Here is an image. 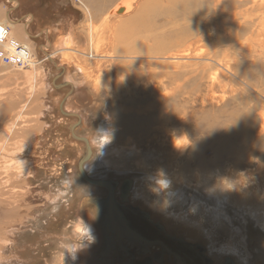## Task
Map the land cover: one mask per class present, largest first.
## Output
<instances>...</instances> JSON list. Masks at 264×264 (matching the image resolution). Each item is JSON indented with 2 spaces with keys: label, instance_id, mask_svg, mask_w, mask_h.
Listing matches in <instances>:
<instances>
[{
  "label": "rangeland",
  "instance_id": "1",
  "mask_svg": "<svg viewBox=\"0 0 264 264\" xmlns=\"http://www.w3.org/2000/svg\"><path fill=\"white\" fill-rule=\"evenodd\" d=\"M128 1L133 2V0ZM128 1L123 0V2L105 13L108 11L112 15L121 13L122 8ZM93 2L91 3L89 0H0V23L10 28V37L8 38L19 40L29 49L30 56L28 55L27 58L39 61L36 66H32V63L28 64V66L9 65L0 61V144L2 141L9 142L6 148H2L0 145V166H4L7 157L10 159L14 158L15 161L27 162L21 170L18 162L14 163L13 167L8 171L0 168V182H4L0 186L1 193L4 192L3 195H0V201L7 200L11 204L9 205L10 207L18 209V212L13 213L14 216L10 214L8 217L9 220L13 219L12 221H14L11 226H6L5 223L0 225V264H82L74 260V255L78 249L87 246L99 248L97 244L92 245V237L82 227L84 223L80 221L79 213L82 205L90 203L87 199L91 197H98V200H94L93 203L97 202L100 210L105 205L104 212L106 213L109 209L106 207L107 202L102 204L100 202L102 199H99L100 196L105 194L106 188L90 184L83 178L78 164L85 153V144L83 141L75 139L72 136L73 132L78 136L88 138L90 142L92 155L84 165L89 177L112 179L120 186L122 185L121 182L126 178L136 179V189H139L146 178L148 182L152 181L148 173L160 174L162 173L161 171L166 172L169 169V166L166 167L170 163L168 153L161 149L160 144L156 140L145 139L138 142L140 134L134 133V131H125V129L123 132L115 134L114 131L117 126L110 122L102 130V137H105L106 134L109 141H120L121 144L125 143L128 138H132L139 145H137V148L140 153L137 156H142L143 159L145 157L144 160L148 164H135L133 161L134 165L131 163L130 166H126V169H128L126 172H115L112 169H106L107 171L103 169L102 171L100 166V168L96 166L97 147L92 144L91 140L94 138L96 141L100 140L96 135V131L102 124L104 116L108 111H111L113 113L111 120H120L126 127L128 122L135 119L134 111L136 109V106L134 107L135 104L130 103L125 92L127 89L126 85L129 83L130 87L133 88L137 84H143L150 80V78L145 76L143 71L134 69L131 65V63L134 64L140 60L138 57L142 55L141 53L133 56L127 55L130 57L121 53L128 49L132 50L131 47H122L123 39L121 38L117 37L115 42L116 47L113 54L115 57L119 56L116 61L104 58L102 62L98 63L96 58L91 56L93 54L91 48L98 47L100 52L105 46H109L107 38L109 26H105L104 15L95 17L91 15V12H96L97 7H106L117 3L114 0H93ZM142 13V11H138L136 13L137 17ZM102 18L104 19L102 20ZM188 19L189 17L176 19L167 24L164 22L166 19L155 20L159 25H167L161 33L155 29L148 31L150 34L158 33V37L164 41V46L161 44L162 47H159L161 55L170 57L174 53H181L179 46L191 45L197 41V39H194L195 36L189 38L183 36L181 28L186 26ZM139 22L131 29V33L135 34V36L136 34H141L139 31L141 28L138 27L137 29ZM204 26L203 24L201 27L203 28ZM70 37L73 40V44ZM59 39H67L68 45L71 46L72 50L69 51L66 57H63L65 46L59 43ZM89 40L91 45H94V47L92 45L87 50L90 55L78 52V50H84V48L79 46H85L87 42L89 44ZM102 43L104 46H101L103 45ZM149 44L152 43L145 41L139 45L141 48L144 46L142 50L146 51ZM132 48L134 47L132 46ZM49 55L51 56L49 57ZM233 57L239 58L243 56L237 55ZM247 58L249 57L247 56ZM259 63V67L249 68L247 66L248 68L246 69L254 73H261L264 65L262 67ZM238 68H240L241 74L246 71L243 66ZM238 77L236 79L233 78V82L226 86L218 84L209 91L206 89L207 83L202 86L203 90L200 92V99L205 94H209L211 99L221 100L215 104L210 102L206 105L208 114L218 113V109H220V112L221 110L230 111L232 109L242 112L243 109L242 107L240 108V103L238 107L239 98L245 99V105L249 101V105L258 101L253 100L257 93L251 89V84L258 85V87H260V84L251 76L248 78L243 76L241 78L238 75ZM66 82H71L73 87L69 84L57 86ZM94 82L101 84L98 86L99 88L94 86ZM96 89L100 90L98 94L95 93ZM222 98L224 99L222 100ZM196 108L201 109L199 105ZM258 108L253 113L256 118L258 117L256 114L261 111V107ZM121 110L127 111L129 115H121L117 112ZM67 112L71 113V115H66L65 113ZM200 123H202V120ZM193 128L194 125L191 126L190 133L187 135L190 142L186 149L193 151L192 155L194 158L185 164H190L194 168L198 165L217 168V164L222 166L229 164L232 171H234L236 168L233 169V165H235V162L240 161L243 165L240 164L239 168L244 171L253 167L252 156L247 154L246 150L253 142L251 143L250 141L247 145L241 144V136L239 135L235 138V149H224L222 156L219 158L221 160L217 162L214 158L216 155L213 149L205 148L206 154L204 155L205 151L202 152V147H200L199 143L205 135L202 134L203 132L198 131V128L192 130ZM169 138L173 141V143H169V149H172L177 137L171 135ZM185 143L183 142L181 147H184ZM250 143L251 145H249ZM27 146H29V149ZM237 150L244 151L247 155L236 156L234 153ZM249 152L251 151L249 150ZM186 158L188 157L186 156ZM163 161L167 165L163 164ZM261 161L264 163V159ZM21 171L22 174H20ZM8 174L14 177L8 178ZM186 180L188 181L187 178L174 180L171 189H177L176 191L181 189L184 194L180 191V199L184 198L189 203L197 200L198 206H201L199 209L201 208L202 218L197 213L189 211L191 206L186 210L185 213L187 215L184 218H188H186L188 224L199 223L205 225V229H208L206 234L210 236L213 243L218 247L225 246L229 240L239 246L241 240L238 237L239 235L237 234L238 236H234V239H232L228 232L232 231V229L236 232V229L240 227V231L246 229L245 238H247L248 242V251L253 255L252 263L256 264L259 262L264 264V251L261 249L262 243H264V230L262 228V220L258 218L261 211L253 207V212L251 213L249 212V205L246 207L241 206L240 208L242 209H240L236 203L230 201L226 211L231 218L233 226L225 221L227 226L219 227L216 222H209L207 217L205 218L207 213L203 211L202 206L206 205L205 203H213L210 200L211 198L207 197L206 190L201 187L195 189V184ZM244 181L242 188L246 182L255 186L262 179L257 181L256 177L253 176L250 182L247 179H244ZM13 184L16 185L14 186ZM154 188H152L153 190L150 188L152 198L150 197L149 203L156 207L160 213L162 212V215L179 216L182 213L179 206L181 200L175 199L176 196L178 197V193L175 191L176 194L173 197L174 193L168 192L172 190L167 189L163 193L167 201H163V197L157 200L158 198L154 191L158 187L155 190ZM251 189L255 191L256 188L252 187ZM11 197L13 198L11 199ZM15 199L17 202H15ZM160 201L161 204L159 203ZM1 202L0 207H2ZM234 205L235 208L238 207L236 210ZM1 214L2 211L0 210ZM225 229H227V232Z\"/></svg>",
  "mask_w": 264,
  "mask_h": 264
},
{
  "label": "bare ground",
  "instance_id": "2",
  "mask_svg": "<svg viewBox=\"0 0 264 264\" xmlns=\"http://www.w3.org/2000/svg\"><path fill=\"white\" fill-rule=\"evenodd\" d=\"M89 1L94 3L93 0ZM114 2L117 3L111 6L97 7L96 12H91V15L95 17L104 15L106 20L105 26H109V35L107 37L109 46H105V50L101 49L102 51L100 50L99 52L98 47L91 48L93 44L91 45L89 40V44L87 42L85 46H79L80 48H84V50H78V52L89 54L87 50L91 48L93 53L91 56L96 58L98 63L102 62L104 58L107 60L114 59L116 61L119 56L115 57L113 54L116 47L115 42L117 37L121 38L123 39L122 47H131L132 49H128L121 53L125 56H133L141 53L142 55L138 57L140 60L134 64L131 63V65L134 69L143 71L145 76H148L150 80H147L143 84H137L133 88L127 83L125 92L128 95L130 103H133V105L135 104L134 107L136 106V109L134 111L135 119L128 122L126 127H124L120 120H111L113 114L111 111H108L104 116L101 122L102 124H100V127L96 131V135L100 140L96 141L95 138L91 140L92 144L97 147L98 156L96 166H100L102 171L103 169H105V171L112 169L115 170V172H126L128 170L126 166H130L133 161L135 164H148V162L144 160L145 157L143 159L142 156H137V154L140 153L137 148L139 145L137 142L133 141L132 138H128L125 143L121 144L120 141L110 140V142L106 134L105 137H102L101 132L106 128V124L109 122L116 124L117 128L114 131L115 134H119L125 129V131L139 133L138 142L145 139L156 140V142L160 144L161 149H163L165 153H168L170 163L167 165L163 161V164H166V167L169 166V169H167V173L161 171L162 173L160 174L163 175L153 174L152 172L148 173L152 181L148 182L146 178L139 189H136L137 180L132 179L131 185L128 187V201L130 204L147 212L151 219L161 221L170 234L184 237L193 243L202 244V246L208 249L209 253L220 263H223L226 258L231 257L234 259L235 264H253V255L248 251V242L246 240L247 238H245L246 229L240 231V227L236 229V232L233 229L228 232L232 239H234V236L239 235L238 237L241 239L239 246L241 247L232 240L226 242V245L223 247L220 246L221 244L219 245L220 247L216 246L210 236L206 234L208 229H205V225L199 223L188 224L186 220L187 217L184 218L185 215H187L185 212L190 206L189 211L191 213H197L200 218H202V211L200 212L201 208L199 209L201 206H198V201L193 200L190 203L186 202L184 198L180 199L181 189L178 188L179 190L176 191L177 189L171 188L174 180L180 178L183 180L187 178V182L195 184V189L201 187L203 190H206L207 197L211 198L210 200L213 201V203H205L206 205L202 204L203 211L207 213L205 218L207 217L209 222H216L219 227L224 226L225 221L232 225L231 218L227 215L226 211V207L230 201L236 203L239 208L249 205V212L251 213L253 212L252 208L256 207L258 211H261L258 218L262 220V228L264 230V163L261 161L264 159V68L261 73H254L246 69L248 67H259V62L261 66L264 65V0H133V2L128 1L122 8L121 13L112 15L108 12L114 6L123 2V0H114ZM107 10L109 11L105 13ZM98 11L99 13H97ZM138 11H142L143 13L139 14L137 17L136 13ZM133 15L136 16L132 17ZM188 17L187 24L186 26H182L181 31L185 38L195 36L194 39H197V41L191 45L179 46V51H181V53H174L170 57L161 55L159 47H162L161 44H163L164 41L158 37V33H154V35L150 34L148 31L155 29L157 32L161 33L167 25H159L155 20L166 19L164 22L167 24L176 19L179 20ZM103 19L104 18H102V20ZM167 19L169 20L167 21ZM137 22H139L137 29L138 27L141 28V30L139 29L141 34H136L135 36V34L133 35L131 33V29L133 26H136ZM203 24L205 26L202 28L201 26ZM90 35L92 36V34ZM166 35L168 34L166 33ZM167 38L169 39L168 36ZM59 40L62 41H59V43L65 46V54L63 57H66L69 51L72 50L71 46L68 45L67 39ZM145 41L151 42L152 44L148 45V50L143 51L142 48H144V46L141 48L139 44ZM71 42L73 44V40H71ZM101 46H104V44ZM132 46L134 48H132ZM51 55H49V57ZM237 55L243 57H233ZM247 56L249 58H247ZM31 60L27 57L24 58V62H28V64L32 63V66H36L39 62L38 60ZM239 66L245 68L246 71L243 74L239 71ZM238 75L241 78L243 76L246 78L251 76L260 84V87H258V85L248 82L251 84V89L257 93L253 100L258 101H255L252 105H249V101L247 105H245V99L242 100L239 98L238 107L240 103V108L242 107L243 109L242 112L236 109L230 111L221 110L220 112V109H218V113L208 114L206 112V105L210 102L215 104L221 100L216 101L211 99L209 94H205V96L200 99L199 95L203 90L202 86L207 83L206 89L208 91L218 84L226 86L233 82V78H239ZM94 83V86L97 88L101 85L99 82ZM98 92H100V90L96 89L95 93L98 94ZM223 99L224 98H222V100ZM197 105L200 106V110L196 108ZM258 107H261V111L256 114L258 116L256 118L253 113H255L256 108L259 109ZM117 112L121 115H129L127 111L124 112L121 110ZM201 120L202 123H200ZM257 124H259V126H257ZM192 125H194L192 130L198 128V131L203 132L202 134L205 135L201 138L199 143L201 145L200 147H202V152L205 151L204 155L206 154L205 148L207 149L209 147L213 149L216 155L214 158L217 162L221 160L219 158L222 156L224 149H235V138L239 135L241 136V144L247 145L250 141L251 143L253 142L252 145L251 143L249 144L251 146L246 148L247 154L252 156V158H250L251 161H253V167L244 171L239 168L243 165L240 161L235 162V165H233V169L236 168L234 171H232L229 164L225 166L217 164V168L201 167L200 165L194 168L190 164H185L194 158L192 155L193 151L191 149L188 150V148L186 149L190 142L187 135L190 133ZM223 128L224 130H222ZM171 135H174V137L176 136L177 140L172 149H169V143H173L169 138ZM183 142H186L185 146L181 147ZM0 145L2 148H6L9 142L2 141ZM27 147L29 149V146ZM249 150L251 152L248 153ZM234 154L236 156L247 155L246 152L239 150ZM186 156L188 158H186ZM16 162L20 165V170L23 169L24 165H26L25 163H27L15 161L14 158L10 159L7 157L4 166L1 165L0 168L8 171ZM170 170L172 171L170 172ZM235 173H237V175H235ZM20 174H22V171ZM253 176L256 177L257 181L262 179V181L259 182L260 184L258 183V185L255 182L256 185L254 186L246 182L242 188L244 179L250 182ZM13 177V175L8 174V178ZM3 183L4 182L1 181L0 186L3 185ZM153 187H155L154 190L158 187L156 191H154L158 198L157 200L163 197V201H167L163 195L164 191L167 189L172 190L168 192H173V197L176 191L178 197L176 196L175 199L181 200V203L179 202L180 204H178L182 213H180L179 216L175 215L176 217L168 214L162 215V212L160 213L156 207L149 203V199L152 198L150 192H152L151 189ZM252 187L256 188L255 191L251 189ZM1 191L2 190H0V195H3L4 192L1 193ZM251 191L253 192L250 193ZM12 198L13 197H11V199ZM94 200H98V197H92L88 199V202H90L89 204L82 205L79 217L80 221L84 223L82 227L84 230H87L92 237V245L94 246V244H97L99 248L87 246L78 249L74 255V260L82 264H94L98 260L97 256L103 253L102 251L100 252L101 248L105 250L103 246L106 244V236L104 235L106 224H103V218L100 214L102 210H100L97 202L93 203ZM161 201L159 202L160 204ZM15 202H17L16 199ZM9 205L11 204L7 200L1 202L2 207H0V210L2 214L0 216H3L0 217V225L5 223L6 226H11L14 222L12 221L13 219L9 220L8 217L10 214L13 215V213L18 212V209L10 207ZM179 206L177 205V207ZM237 208H235V210ZM21 212L23 211L21 210ZM107 218L108 222L111 223L112 219L109 217ZM226 230L227 229H225V231ZM261 249L264 251V243H262ZM256 264L260 263L258 262Z\"/></svg>",
  "mask_w": 264,
  "mask_h": 264
},
{
  "label": "flooded vegetation",
  "instance_id": "3",
  "mask_svg": "<svg viewBox=\"0 0 264 264\" xmlns=\"http://www.w3.org/2000/svg\"><path fill=\"white\" fill-rule=\"evenodd\" d=\"M61 84L56 85L59 87ZM122 185L116 184L114 198L127 208L134 207L128 203V197L127 201L122 200ZM108 195L109 191L105 189V194L100 197L109 198ZM104 208L105 205L101 208L102 217ZM113 214L112 209L105 213L111 219ZM127 215L129 214H126V222L110 224L111 229L107 228L108 232L105 229V250H100L103 253L97 256L96 264H235L231 257L219 263L202 244L170 234L161 221L152 220L149 214L146 219L141 216L138 222H131ZM104 219L103 224H106Z\"/></svg>",
  "mask_w": 264,
  "mask_h": 264
},
{
  "label": "water",
  "instance_id": "4",
  "mask_svg": "<svg viewBox=\"0 0 264 264\" xmlns=\"http://www.w3.org/2000/svg\"><path fill=\"white\" fill-rule=\"evenodd\" d=\"M64 70V68H63ZM66 84H69L73 87L72 83L71 82H66V83H63L61 84V86L63 85H66ZM66 115H71V113H65ZM78 118H80L79 115H77ZM72 136L77 139V140H80V141H83L85 143V153L84 155L82 156V158H80L79 160V170L83 176V178L90 184H94L96 186H100V187H104L106 189H108L109 191V198H105V199H102V197H100L99 199H102L100 200V202H107L106 204V207L109 208L110 210L112 209V211L114 212L113 214V222L110 223L108 222V220H105L104 218L107 219L106 215H105V212L103 213V219L106 223V230L108 232V229L107 228H110L111 229V225L110 224H115V223H120V222H126V214H129L127 215V218L128 216L131 218V222H138L139 219H141L140 217L142 216V219H146L149 217L148 213L147 212H144L142 210H140L138 207H131V208H127L125 207L123 204H119L117 202V200L114 198V191H115V188H116V184L117 182L115 180H112V179H101V178H92V177H89L84 169V165H85V162L88 161L92 155V148L90 146V143H89V140L88 138L86 137H82V136H78L76 135L74 132L72 134ZM131 185V179L130 178H126L124 181H123V185H122V192H121V197H122V200L123 201H127V197H128V194H129V191H128V187H130ZM92 198V197H91ZM90 199V198H88ZM87 199V200H88ZM134 211H136L135 213H133ZM120 216V217H119ZM106 234V232H105Z\"/></svg>",
  "mask_w": 264,
  "mask_h": 264
},
{
  "label": "built area",
  "instance_id": "5",
  "mask_svg": "<svg viewBox=\"0 0 264 264\" xmlns=\"http://www.w3.org/2000/svg\"><path fill=\"white\" fill-rule=\"evenodd\" d=\"M10 37V28L0 23V61L4 64L24 66V58L29 54V49L19 40Z\"/></svg>",
  "mask_w": 264,
  "mask_h": 264
}]
</instances>
